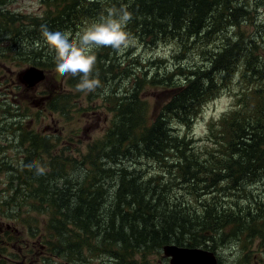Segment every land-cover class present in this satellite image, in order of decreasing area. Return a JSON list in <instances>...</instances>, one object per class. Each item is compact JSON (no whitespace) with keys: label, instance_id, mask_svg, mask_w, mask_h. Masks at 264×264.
<instances>
[{"label":"trees","instance_id":"1","mask_svg":"<svg viewBox=\"0 0 264 264\" xmlns=\"http://www.w3.org/2000/svg\"><path fill=\"white\" fill-rule=\"evenodd\" d=\"M13 1L0 0V67L13 64L21 70L27 65L53 75V80L65 78V87L75 95L53 85L41 93L51 113L78 109L70 101L82 91L77 88L79 76L55 71L54 54L43 40L41 26L78 38L109 10L124 8L132 15L126 30L142 47L153 51L160 45L175 46L170 65L156 58L146 66L126 50H94V74L98 72L101 87L108 79L115 82L103 100L111 113L109 128L101 139L87 144L85 153L52 154L50 147L58 148V141L36 132L28 146L24 139L18 141L29 153L22 174L16 170L24 188L20 194L0 198V205L9 216L17 210L20 241L24 244L31 234L46 231V245L69 256L71 264L95 261L100 253L90 258L91 251L107 254L113 264H150L148 258L162 253L166 245L214 254L233 243L241 248V258L234 264H250L249 246L264 240V195L238 210L236 202L253 200L244 185L264 183V54L254 55L259 48L256 37L241 30L252 1L248 0L250 5L240 0H39L41 10L35 15L9 12L6 5ZM256 1L254 8L262 3ZM190 41L207 43L199 54L207 57L200 66L198 58L183 52ZM233 84L237 86L230 92L233 105L208 126L209 148L195 147L192 139L172 129L176 124L189 130L202 107ZM149 90L162 98L151 108ZM131 152L135 160L142 157L160 166L161 177L147 176L135 163L124 166L127 161L119 154ZM44 153L49 159L40 172L31 158L40 160ZM165 173L168 180H163ZM174 180L183 195L172 192ZM234 191L241 193L224 204L220 196ZM10 202L12 210L6 205ZM21 203L29 205L33 216H44L42 230L33 217L31 226L27 216L20 217ZM0 247L2 254L6 251L2 242Z\"/></svg>","mask_w":264,"mask_h":264},{"label":"rangeland","instance_id":"2","mask_svg":"<svg viewBox=\"0 0 264 264\" xmlns=\"http://www.w3.org/2000/svg\"><path fill=\"white\" fill-rule=\"evenodd\" d=\"M241 4L248 3L251 5V11L247 22L242 23L241 30L244 31L246 36H254L258 41V51L254 50V55L264 54V0L259 5V7L254 8V0H251L250 3L248 0H240ZM256 2H259L256 1ZM6 9L13 13L19 15H35L38 14L41 10V4L39 0H16L10 4L6 5ZM250 10V9H249ZM229 35L232 32V28H228ZM206 42L193 43L188 42L184 47L183 52H189L192 57H196L197 62L200 65L203 64V60L207 57L201 58L200 52L207 49ZM175 46L171 44L160 45L158 48L153 51L142 47L136 40L134 44L126 49V52H132V57L137 60L146 61L145 65H148V61L151 59H163L164 63L170 65L173 62H170V56L173 54ZM213 44L210 46L209 51L212 52ZM135 52V53H134ZM169 61V62H167ZM182 62L189 65L187 58L182 59ZM158 64V63H157ZM26 65L21 70L19 68L11 67L9 70H0V198L6 199L9 193L11 195L20 194L24 184L22 183V178L18 176L16 170H19L20 174L25 170L23 167L26 166V161L29 153L25 152L24 147L17 145L20 139L25 140V145L28 146V143L31 139V134L36 132L40 134L41 137L45 136L51 139V141H58V148L50 147L54 151L52 154H57L56 150L65 151V155H73L78 157L79 153H85L87 144L90 142L97 141L101 139L109 128L108 120L110 119V112L106 109L108 106L103 100L105 98L104 91L109 85L114 84V79H108L107 85L105 87H100L96 89L95 92L86 93L81 92L79 97L75 98L70 103L77 105L78 109H74L68 114L64 112L51 113L50 105L47 101L40 99L41 93H46L47 88L55 86V90L61 91V93L75 95L76 91H71L65 87V78L53 80V75H47V78L42 80L38 85L33 89H24L17 83V86L12 84V81L16 80L15 74L19 71L27 69ZM237 89V86L233 84L228 90L223 91L217 98L205 104L199 116L194 121L190 129H186L179 125L174 124L172 129L180 134L192 139L194 146L201 148H209L210 145L206 143L207 129L211 122L218 120L221 116L227 112L234 103V97L231 93H234ZM95 95H92V94ZM153 90H149V104L150 108L152 105L156 104L158 99L160 102L162 100L161 96H157L155 92L154 96ZM38 101V102H37ZM44 104L43 107V103ZM92 107V109H90ZM87 109V110H82ZM152 113V112H151ZM70 117V118H68ZM68 138L70 141L65 143ZM59 139V140H58ZM90 145V144H88ZM127 147V144L124 146ZM66 149V150H65ZM109 147L106 148V151L102 153H107ZM125 150V149H124ZM122 150V151H124ZM127 155L125 153H120V157L127 161L124 166L136 165L141 169L143 173L147 176H159L161 177V168L156 163H152L145 158L141 157V161L135 160L134 152ZM64 154V152H62ZM124 154V155H123ZM80 157V156H79ZM49 157L47 154H43V157L31 158L32 162H35L39 165V168L45 170L43 164L48 161ZM104 161V157H102ZM29 168H34L32 163L29 164ZM48 171V168H46ZM80 170V167H78ZM78 170H74L78 174ZM169 175L167 173L163 174V180H168ZM172 192L176 195H183L182 191L177 185L176 180L172 182ZM245 192L251 194L253 200L247 201H237V210L239 208H245L247 202L255 204L258 201V197L264 195V183L253 182L250 183L248 188L244 185ZM202 192L198 190L197 193ZM241 192L234 191L232 195L226 196L223 194L220 196V199L224 204L231 199H236ZM3 201V200H2ZM20 201V200H19ZM1 206V205H0ZM1 214L6 212L5 207L1 206ZM18 214L20 217H26L28 220V226H31V218L33 222L42 230L45 219L44 216H33L30 212L29 205L21 203L20 208L18 209ZM43 219V221H42ZM1 227L8 225L13 230L15 228L21 229L20 224L21 218L17 220V210L12 216L0 215ZM26 233H23V238ZM33 242V256L32 261H37L38 255L36 253L40 252L38 246L46 242L48 234L46 231H43L41 235L31 234ZM37 237H43L41 241ZM3 246V245H2ZM7 246V245H6ZM9 248V246H7ZM239 246V250H240ZM238 246L231 243L220 250L216 251L214 254L216 259L222 264H234L241 258L239 254ZM251 250V263L250 264H264V240L257 239L250 246ZM95 253H100L96 258L93 264H113V260L109 256L102 252H90V258L95 255ZM7 252L4 251L1 254L0 264H13L12 262L6 260ZM165 257L162 256V253L152 255L148 258L150 264H169L164 261ZM136 260L140 259V256H135ZM197 259H200L197 257ZM200 261V260H199ZM54 264H59L58 260H54ZM34 264V262H32ZM137 264L140 262L137 261Z\"/></svg>","mask_w":264,"mask_h":264},{"label":"clouds","instance_id":"3","mask_svg":"<svg viewBox=\"0 0 264 264\" xmlns=\"http://www.w3.org/2000/svg\"><path fill=\"white\" fill-rule=\"evenodd\" d=\"M131 19V13L124 8L109 10L106 16L91 24L78 38H73L70 32L52 31L47 26H41L43 40L54 54L55 71L60 76H79L78 90L95 92L101 87V82L98 72L94 74L97 63L94 50L110 47L123 53L132 46L135 37L126 30ZM108 94L109 90L105 88L104 95ZM37 167L40 172L43 171L39 165Z\"/></svg>","mask_w":264,"mask_h":264},{"label":"flooded vegetation","instance_id":"4","mask_svg":"<svg viewBox=\"0 0 264 264\" xmlns=\"http://www.w3.org/2000/svg\"><path fill=\"white\" fill-rule=\"evenodd\" d=\"M11 67H13V64H10L8 67H4V68L0 67V70H9L11 69ZM16 74L15 76L17 77ZM45 78H47V75H45ZM17 83H18L17 78L16 80L12 81V84L14 86H17ZM45 103L46 102L43 103V107ZM6 205L11 210L13 209V205L11 204V202ZM7 211L4 214H1V208H0V215L9 216L7 215ZM1 237H3L2 241H1ZM1 242L7 252L6 260L12 262L13 264H32V262H34V264H54L53 263L54 260H58L59 264H71L72 262H74L69 256H64L61 253L54 251L52 247L46 245L48 241L38 246V249L40 250V252L36 253L38 255V259L37 261H32V256H33L32 237L26 238L23 244L22 241H20L19 239V234L16 228L13 230L8 225L7 226L5 225L4 228H2L0 222V243ZM6 245L9 246V248ZM90 251L91 249L88 248L87 254ZM0 260H1V254H0ZM164 261H166V259ZM93 262L95 261L87 260L84 261V264H93Z\"/></svg>","mask_w":264,"mask_h":264},{"label":"water","instance_id":"5","mask_svg":"<svg viewBox=\"0 0 264 264\" xmlns=\"http://www.w3.org/2000/svg\"><path fill=\"white\" fill-rule=\"evenodd\" d=\"M17 79L26 89H33L45 79V73L36 67H29L20 71L17 74ZM162 256L168 258L169 264H217L216 257L212 252L198 248L185 249L166 245L162 248Z\"/></svg>","mask_w":264,"mask_h":264}]
</instances>
